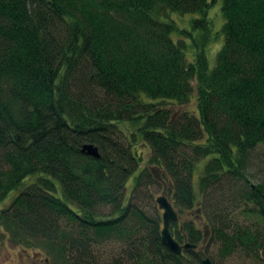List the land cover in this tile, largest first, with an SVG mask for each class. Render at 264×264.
Masks as SVG:
<instances>
[{"label":"trees","instance_id":"16d2710c","mask_svg":"<svg viewBox=\"0 0 264 264\" xmlns=\"http://www.w3.org/2000/svg\"><path fill=\"white\" fill-rule=\"evenodd\" d=\"M216 2L0 0V202L15 192L0 206V241L42 256L32 264H202L205 230L172 222L178 242L197 246L175 254L134 201L156 182L140 167V140L172 205L205 211L219 258L241 251L264 264V180L247 174L264 148V0H222L210 68ZM170 11L199 13L197 34ZM181 35L193 40L192 60ZM193 98L195 110H172ZM85 143L100 156L84 154Z\"/></svg>","mask_w":264,"mask_h":264},{"label":"rangeland","instance_id":"374dc122","mask_svg":"<svg viewBox=\"0 0 264 264\" xmlns=\"http://www.w3.org/2000/svg\"><path fill=\"white\" fill-rule=\"evenodd\" d=\"M222 6V0H217V2L208 10L207 17L212 21V31L213 35H217V39L211 41L206 47L205 52L208 58L209 67L213 68L216 65L217 61V52L220 49L222 43H223V35L220 33L222 26L224 24V16L221 10ZM168 17L173 20L180 30H187L191 31L194 35L197 34V30H194L192 28V20L195 18L201 17L199 13H185L180 14L178 12H172L170 11L168 13ZM180 35L178 31H175L173 33V38L176 40V38ZM181 38H183L188 47H187V58L189 60H192L194 57L195 52V46L193 44V40L191 36L189 35H181ZM196 108V102L195 99H191V101L184 105L183 107H172V110H178V109H185L189 111H193ZM126 126L128 129H126ZM124 126V134L123 139L127 143L129 142L128 139L131 138V132L133 131V127L131 124H127ZM135 144V151L140 153L141 157V163L140 167H148L152 173L155 175L156 182L151 183L150 185H144L138 193H136V196L134 197V201L138 202L145 211L148 212L152 217L159 219L160 224L162 227V213L163 209H161L156 202V198L159 196H165L169 199V201L172 203L170 194H169V188L170 184L168 183V178L166 177V174L150 165L148 163V157L150 155V149L149 146L139 141H134ZM204 161H201L199 165H202ZM248 177L250 181L253 183H258L260 181L264 180V148L261 150H257L252 154V159L248 167L247 171ZM196 180L194 179V186H196ZM133 179L132 177L127 183V190H126V198L125 202L128 201L132 189ZM59 185V182H58ZM60 186V185H59ZM60 194V192L58 193ZM15 192H12L4 201L0 202L1 205H8L12 198L14 197ZM197 203L202 201V197L200 195H197ZM173 204V203H172ZM2 207V206H1ZM176 212L178 213L179 220L176 222L178 224L186 221L187 219L194 220L197 225L200 226L202 231L205 230V238H204V244L200 245L199 248L203 250L204 256H208L211 259H213L217 264H261V262L257 258H253L250 255H246L241 251L235 252L226 259H221L218 256L219 252V246L220 242L216 239L212 238V233L209 227L206 226L205 222L206 216L205 211L198 209L195 207L194 209H184V211H179L175 206H173ZM232 211L235 213V209L232 208ZM243 217H241V220ZM39 256V257H38ZM42 256L39 254H36L32 250H26L20 246L14 245L11 243L7 238H4L3 241H0V264H32L34 261H36L37 258H41Z\"/></svg>","mask_w":264,"mask_h":264},{"label":"water","instance_id":"95a60500","mask_svg":"<svg viewBox=\"0 0 264 264\" xmlns=\"http://www.w3.org/2000/svg\"><path fill=\"white\" fill-rule=\"evenodd\" d=\"M81 151L84 154L93 156L98 158L100 156L99 150L97 146L92 143H85L82 145ZM159 207L163 209L162 213V229H161V242L173 253L181 254L186 249L196 248V245L189 244L187 242L180 243L178 242L174 236L170 232V224L172 222H177L179 220V216L174 209L172 203L165 196H159L156 199ZM202 264H212L211 259L209 257H205L202 260Z\"/></svg>","mask_w":264,"mask_h":264}]
</instances>
